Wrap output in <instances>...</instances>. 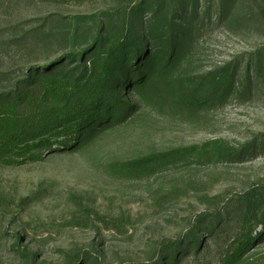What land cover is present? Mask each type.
<instances>
[{
	"label": "rangeland",
	"instance_id": "obj_1",
	"mask_svg": "<svg viewBox=\"0 0 264 264\" xmlns=\"http://www.w3.org/2000/svg\"><path fill=\"white\" fill-rule=\"evenodd\" d=\"M126 16L141 58L144 46L151 51L173 34L177 63L164 84L122 86L124 119L75 149L0 164V264H69L82 255L90 264H170L173 243L178 264H226L248 226L246 200L264 199V0H0V72L20 76L91 46L89 25L71 40L75 18H100L107 42ZM229 65L237 74L228 99L179 105L165 93L176 81L190 91V82ZM209 143L208 160L191 156L138 177L114 170ZM194 236L199 253L188 247ZM253 236L238 264H264V225Z\"/></svg>",
	"mask_w": 264,
	"mask_h": 264
},
{
	"label": "trees",
	"instance_id": "obj_2",
	"mask_svg": "<svg viewBox=\"0 0 264 264\" xmlns=\"http://www.w3.org/2000/svg\"><path fill=\"white\" fill-rule=\"evenodd\" d=\"M157 17L155 11L148 23ZM73 25L72 41L81 33V25L93 29L95 39L91 46L74 48L65 57L48 64L31 66L20 76L10 70L0 72V164L19 166L40 161L48 154L75 149L94 130L124 119L128 107L122 99V86L136 85L138 90H143L150 83L164 84L179 58L173 34L161 44H154L151 51L144 46L141 58L139 37L128 27L127 16L122 32L110 34L107 42L102 40L104 24L100 18L78 17L73 19ZM236 74L237 68L229 65L211 79L190 82V91H184V85L176 81L166 84L165 93L174 95L179 105L216 102L222 96L228 99ZM211 144L118 164L114 170L124 176L138 177L155 174L162 167L191 156L208 160L213 154V148H208ZM260 194H251L246 200L244 219L248 226L236 237L226 264H238L254 239L255 227L264 225V199H259ZM255 199L256 207L250 204ZM202 219L206 233L212 234L213 218L205 215ZM201 246L196 236L188 243L196 253ZM170 248L175 255L168 254L165 259L178 264L181 258L177 245L173 243ZM90 263L86 255L78 263L69 262Z\"/></svg>",
	"mask_w": 264,
	"mask_h": 264
}]
</instances>
